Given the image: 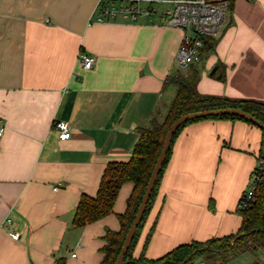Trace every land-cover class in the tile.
Instances as JSON below:
<instances>
[{"label": "crops", "instance_id": "0c3cea01", "mask_svg": "<svg viewBox=\"0 0 264 264\" xmlns=\"http://www.w3.org/2000/svg\"><path fill=\"white\" fill-rule=\"evenodd\" d=\"M100 1L0 0V264L102 263L134 184L96 223L75 227L77 207L97 195L110 163L132 158L139 129L164 120L178 93L169 78H195L203 96L264 102V0L232 1L212 51L184 70L176 55L186 32L161 21L165 4L135 21L99 22ZM80 54L95 58L93 68ZM58 121L70 124V139L58 138ZM261 144L262 129L243 120L186 126L133 257L158 260L238 233Z\"/></svg>", "mask_w": 264, "mask_h": 264}, {"label": "trees", "instance_id": "16d2710c", "mask_svg": "<svg viewBox=\"0 0 264 264\" xmlns=\"http://www.w3.org/2000/svg\"><path fill=\"white\" fill-rule=\"evenodd\" d=\"M213 38L214 37H208L204 39L201 59L214 48L215 41ZM171 83H176L178 85V93L164 120L159 121L155 118L148 128H140L139 141L133 151L132 158L127 162L110 163L105 169L97 195L95 197L84 195L77 207L74 219L75 227L83 228L87 225L96 223L115 213L116 202L124 184L129 182L134 184L133 192L127 202L126 212L118 216L121 223V230L118 232L107 230L104 237L107 244L102 249L104 258L101 264L116 263L124 246L127 234L144 198L151 175L163 149L166 135L176 120L183 115L194 112L237 108L252 114L257 120L264 123V102L247 99H229L218 96H203L198 93L196 89V79L186 78L181 74L171 77L166 81V85ZM206 119H237L254 124L237 116H219ZM206 119L189 121L180 127L175 134L167 159L160 172L159 179L143 216V220L138 227L129 252L125 257L126 264H189L201 257L208 262L214 261L213 264H231L233 259L246 252H254L255 249L264 253L263 175L256 191L255 201L248 208H239L243 221L238 233L224 238L210 239L206 242H192L180 246L158 260H148L144 256L138 259L133 257V252L141 232L154 208L160 181L169 161L176 137L189 124ZM263 157L264 129H262V144L258 161ZM258 169L257 166L253 174L256 173ZM56 264H65V260H59ZM260 264H263L261 260Z\"/></svg>", "mask_w": 264, "mask_h": 264}, {"label": "built area", "instance_id": "2783aa9c", "mask_svg": "<svg viewBox=\"0 0 264 264\" xmlns=\"http://www.w3.org/2000/svg\"><path fill=\"white\" fill-rule=\"evenodd\" d=\"M105 1H100L97 10L96 19L99 22L119 16L135 21L140 15L151 16L155 13L156 5L165 4L166 9L160 13L161 21L186 32L176 55V64L181 70L200 62L204 39L216 37L221 33L232 6V0H125L121 5H105ZM80 62L82 67L88 70L93 68L95 58L80 54ZM54 128L60 140L71 138V127L68 122L58 121ZM4 133L5 126L0 120V138ZM258 168L252 176L248 191L242 197L240 203L242 209L248 208L255 201L258 185L264 175V157L260 159ZM9 233L14 240L20 238L18 233L12 231Z\"/></svg>", "mask_w": 264, "mask_h": 264}, {"label": "water", "instance_id": "95a60500", "mask_svg": "<svg viewBox=\"0 0 264 264\" xmlns=\"http://www.w3.org/2000/svg\"><path fill=\"white\" fill-rule=\"evenodd\" d=\"M219 116H237L244 118L245 120H248L254 124H256L261 129H264V123L257 120L252 114H249L241 109L237 108H225V109H217V110H210V111H201V112H194L189 113L186 115H183L180 117L176 122L171 126L170 130L168 131L166 138L164 140L163 149L161 151V154L159 156V159L157 161V164L153 170V173L151 175L149 184L147 186L144 198L142 200V203L139 207L138 213L134 219V222L127 234L124 246L122 248V251L116 261L115 264H126L125 263V257L129 252V249L131 247L132 241L135 237V234L138 230L139 225L141 224L143 220V216L146 212L148 203L150 201V198L152 196V193L155 189L156 183L159 179L160 172L164 166V163L167 159L169 150L171 148V144L173 141V138L180 127H182L184 124H186L189 121L196 120V119H206L209 117H219ZM258 249H255L254 252H246L237 258L233 259L231 261V264H260V259L257 255ZM214 261H206L203 257L198 258L193 263L189 264H213Z\"/></svg>", "mask_w": 264, "mask_h": 264}, {"label": "rangeland", "instance_id": "374dc122", "mask_svg": "<svg viewBox=\"0 0 264 264\" xmlns=\"http://www.w3.org/2000/svg\"><path fill=\"white\" fill-rule=\"evenodd\" d=\"M257 252H258L257 255H258L259 259H263L264 258V253L261 252V251H257Z\"/></svg>", "mask_w": 264, "mask_h": 264}]
</instances>
